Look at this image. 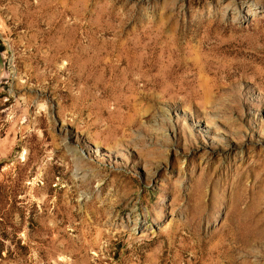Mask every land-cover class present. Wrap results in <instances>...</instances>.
Masks as SVG:
<instances>
[{"label": "rangeland", "instance_id": "374dc122", "mask_svg": "<svg viewBox=\"0 0 264 264\" xmlns=\"http://www.w3.org/2000/svg\"><path fill=\"white\" fill-rule=\"evenodd\" d=\"M0 264H264V0H0Z\"/></svg>", "mask_w": 264, "mask_h": 264}, {"label": "crops", "instance_id": "0c3cea01", "mask_svg": "<svg viewBox=\"0 0 264 264\" xmlns=\"http://www.w3.org/2000/svg\"><path fill=\"white\" fill-rule=\"evenodd\" d=\"M3 76H4V73H3V70H2L1 63H0V81L3 78Z\"/></svg>", "mask_w": 264, "mask_h": 264}]
</instances>
